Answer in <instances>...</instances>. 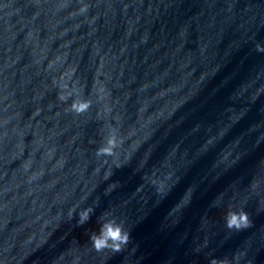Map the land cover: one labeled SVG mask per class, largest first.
Returning <instances> with one entry per match:
<instances>
[{
    "label": "water",
    "instance_id": "1",
    "mask_svg": "<svg viewBox=\"0 0 264 264\" xmlns=\"http://www.w3.org/2000/svg\"><path fill=\"white\" fill-rule=\"evenodd\" d=\"M257 44L264 0H0V264H264Z\"/></svg>",
    "mask_w": 264,
    "mask_h": 264
},
{
    "label": "clouds",
    "instance_id": "2",
    "mask_svg": "<svg viewBox=\"0 0 264 264\" xmlns=\"http://www.w3.org/2000/svg\"><path fill=\"white\" fill-rule=\"evenodd\" d=\"M256 50L264 52V45L257 44ZM71 95V92L69 93ZM68 95V96H69ZM68 96H61L60 99L66 100ZM90 102L86 100H73L70 105L71 110L76 113L86 111L89 107ZM117 142L115 136L110 137L105 145L100 146L97 151V157L100 156H112L114 150L117 148ZM107 178V177H106ZM93 209L85 208L79 212L78 224L82 225L86 223L93 213ZM226 225L229 229L235 228L240 230L249 225V219L247 214L244 211L240 212H229L226 215ZM89 239L91 240L94 249L99 252L104 249H111L114 252H119L123 245H126L129 241V233L123 230L122 225L114 218L105 219L100 225L98 232H93ZM211 264H216V261L213 260Z\"/></svg>",
    "mask_w": 264,
    "mask_h": 264
}]
</instances>
